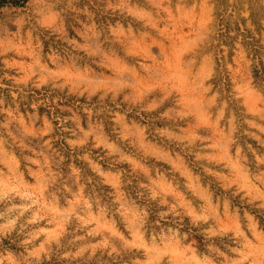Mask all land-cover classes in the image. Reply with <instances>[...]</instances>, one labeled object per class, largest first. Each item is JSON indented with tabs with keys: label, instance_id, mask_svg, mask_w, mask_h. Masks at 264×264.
Here are the masks:
<instances>
[{
	"label": "rangeland",
	"instance_id": "374dc122",
	"mask_svg": "<svg viewBox=\"0 0 264 264\" xmlns=\"http://www.w3.org/2000/svg\"><path fill=\"white\" fill-rule=\"evenodd\" d=\"M257 68L264 0L0 9V264H264Z\"/></svg>",
	"mask_w": 264,
	"mask_h": 264
},
{
	"label": "trees",
	"instance_id": "16d2710c",
	"mask_svg": "<svg viewBox=\"0 0 264 264\" xmlns=\"http://www.w3.org/2000/svg\"><path fill=\"white\" fill-rule=\"evenodd\" d=\"M30 0H0V9L6 7H24ZM262 74H264V68L255 70V77L264 82L262 78ZM239 113V112H238ZM152 212H155V208H151ZM262 224L264 225V220L262 219ZM201 241V240H200Z\"/></svg>",
	"mask_w": 264,
	"mask_h": 264
}]
</instances>
